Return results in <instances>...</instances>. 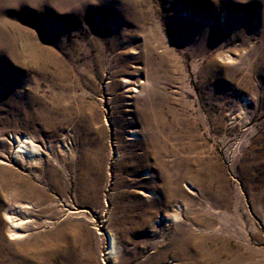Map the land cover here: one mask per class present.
<instances>
[{"label":"rangeland","instance_id":"1","mask_svg":"<svg viewBox=\"0 0 264 264\" xmlns=\"http://www.w3.org/2000/svg\"><path fill=\"white\" fill-rule=\"evenodd\" d=\"M0 219L22 264H177L178 226L264 264V0H0Z\"/></svg>","mask_w":264,"mask_h":264},{"label":"bare ground","instance_id":"2","mask_svg":"<svg viewBox=\"0 0 264 264\" xmlns=\"http://www.w3.org/2000/svg\"><path fill=\"white\" fill-rule=\"evenodd\" d=\"M132 90L138 91V89L136 88H132ZM152 115H156V117L152 118ZM133 118L134 121L145 125L155 124V119H157L162 124L164 120L162 116L161 103L153 106V111H151L150 106L145 103L144 105L137 108ZM134 134L136 135L137 133L134 132ZM141 135L142 138H146L148 142H140L141 147L145 150V154L139 157L138 161L140 162L138 163L146 162L148 157L154 158L157 162H164L161 159L160 150L153 145V142L151 140V137L155 135V130L152 128H145L141 131ZM19 142L20 147L18 151L21 153H33L38 149L37 145L29 137H20ZM137 145L138 144H136V146ZM37 199L38 198H36V200ZM32 208H34V204L32 202H24L20 204L18 203L13 207L12 210L14 211L9 212V210L8 212L4 213L5 218L10 223L11 227L10 234H8L9 239H20L25 235L23 231H20V227L27 223L29 219H23L21 217V213H28L30 211L29 209ZM197 221L200 226L204 228V230L215 232L218 229L215 218H213L212 216H200ZM0 223H3L2 219H0ZM182 232V226H178L176 228L175 237L172 239L173 241L171 245L162 247L157 252L155 257L163 256L168 251H172L174 257H176L179 261L177 264H248L246 258L249 257V255H246V253L243 251L241 252V248L239 246H230L228 244V237L218 236L217 234L211 233H203L198 235L194 234L195 236L192 235L191 238L193 239V243H195V240L196 243H199V245L195 247L196 245L194 246L193 244L187 246L189 244H187L186 241L182 239ZM0 239V264H22L21 260L17 261L15 258L16 246L12 245L10 247H7V244L4 242L1 232ZM208 240L213 242L212 246L207 245L206 242ZM113 243L114 240L111 238V247L109 250L110 254L114 252Z\"/></svg>","mask_w":264,"mask_h":264}]
</instances>
